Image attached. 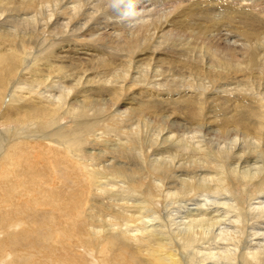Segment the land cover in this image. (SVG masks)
<instances>
[{
  "label": "bare ground",
  "instance_id": "bare-ground-1",
  "mask_svg": "<svg viewBox=\"0 0 264 264\" xmlns=\"http://www.w3.org/2000/svg\"><path fill=\"white\" fill-rule=\"evenodd\" d=\"M193 1L183 27L232 25L241 60L150 26L110 45L111 0H0V264H264V0Z\"/></svg>",
  "mask_w": 264,
  "mask_h": 264
},
{
  "label": "rangeland",
  "instance_id": "rangeland-1",
  "mask_svg": "<svg viewBox=\"0 0 264 264\" xmlns=\"http://www.w3.org/2000/svg\"><path fill=\"white\" fill-rule=\"evenodd\" d=\"M178 3L179 2H177L175 0H161L159 2L156 0H138L135 7L138 10H140V15L137 17L135 23L128 21L127 24L122 19V16L119 14V13H124L125 11L128 10L129 5L127 3H124L118 10L108 9L105 13H103L101 15V17L103 16L104 19L103 20L100 19V21L97 22L99 24H97V27L95 28V30H97L95 33L96 34L99 33V35L97 34L99 36L98 38L101 37L105 41L109 42L110 45H115V44L121 42L122 39L132 37L136 33V31H138L139 28H141L142 26H148V27L150 26L148 28L149 30L146 31L147 34L145 32L146 37H149L150 40L153 37V33H155V35H156V34H158V32L164 33L167 31V33L171 32L169 34H172V35L177 34L175 36L176 39L174 42V47L176 45V48H179V46L181 44H187V43L192 44L193 43V45H197V46L201 45L202 47H205V48H211L215 52L218 51V53H220V54H222V53L231 54L230 56H232L235 60H237V61L241 60V58H239V56L241 57V54H240L241 53V45L242 44L243 45H247V44L249 45L250 43L248 41H247L248 43L245 42L246 40L242 37V35L239 34L238 31H236L235 27H233L232 25H225L224 26V24H222L224 26V27H222V25H220V23H216V24H218V26H216L215 23H214L215 25H212V23L209 22L208 24L202 23L199 26L196 25V26H190L189 28H184L182 24L185 21H183V19L184 20L188 19L187 17L189 15L190 9H192L191 7H193V6H194L193 8H195L196 3L193 0H191V1L188 0L187 2L183 1L181 4H178ZM178 10H179V12H178ZM90 12H91V10L89 11V13ZM180 14H181V18H182V15L185 18L180 19V16H179ZM186 15H187V17H186ZM154 20H156V23H154ZM174 20H175V22L176 21L177 22L174 23ZM152 21H153V23H152ZM209 24H211V25L207 27V25H209ZM179 25H182V27L181 26L179 27ZM230 26H232L234 29H232V27H230ZM199 27L203 28L205 30L204 33H203L202 29H200ZM220 27H222V29L225 28L224 30H226V29H228V30H226V31H224V30L222 31V29L218 30V29H220ZM98 28H100L101 30ZM179 28H180V30H179ZM190 28H192V29H190ZM194 28H195V30H194ZM196 28H197V30H196ZM177 29H178V31H177ZM181 29H182V31H181ZM184 29H187L186 31L188 33L185 32ZM207 29H208V31H207ZM161 30H163L164 32H162ZM156 31H157V33H156ZM189 31L191 33H189ZM197 31H199V32L196 34ZM201 31H202V35H200ZM211 31H214V32H211ZM192 33H193V35H192ZM204 34H206L207 36ZM115 35L116 36L118 35V36L116 37ZM117 38L120 41H118ZM196 38H197V40H195ZM116 41H118V42L116 43ZM204 44H205V46H204ZM168 47H165V49L168 50ZM161 48H164V47H161ZM170 56L171 55L166 51V54L164 55V59H167ZM137 65L138 64L136 63V66ZM171 73L172 72L165 73V74L168 75V77H170L169 75L173 74V73L172 74ZM182 73L180 75L178 73H174V74L176 75L175 77H178V75H179V77H182V76L184 77V76H187V74H189L187 71H183ZM184 73H186V74H184ZM154 79L159 80L160 77H156ZM238 79H240V78H238V77L233 78L231 83H234V84H231L230 87H234L235 82ZM149 80H151V79H149ZM148 82H150V81H148ZM183 85H185V83H183ZM226 86L229 87V85H226ZM226 86L220 84L219 88H220V90H221V88L226 89V88H228ZM259 90L264 91L262 87H260ZM124 108H125V106L120 104V108H118L119 109L118 111H122ZM164 117H165L163 119L164 123L169 124L171 129H170L169 125H166L167 129L163 127L165 130L163 129L162 130L163 132L160 131L161 135H163V134L165 136H169V135L172 136L173 135L175 138H179V136L180 137L184 136V138H188V139L190 137H193L195 141L198 140L201 144L207 145V147L210 146L213 149L220 148L225 142L227 143L226 145L228 147H231L233 145L232 147L235 150H238V148L241 145L240 144L241 138H239L238 136L234 137V135H231L230 139H227V140L225 139L226 141H224V139H222L221 136L219 135L218 131H216V128L212 125H204L201 128V130H202L201 132H198L197 130H196L197 131L196 132L195 130H193L189 126L190 123L187 122L186 120L179 119V117H176V116L173 117V115H169V114L168 115L164 114ZM66 119H65L66 120L65 125H68L67 123L69 122V118H66ZM150 121H152V120H150ZM172 122H174V123H172ZM152 125L153 124L151 123L150 125L146 126L145 128L141 127L140 128L141 134L144 136H146V134H147L146 137H149L150 135L151 136L155 135L154 134L155 132L151 128ZM143 130H144V133H143ZM164 135H163V137H164ZM233 139L235 140V143H234ZM223 141H224V143H223ZM213 145H214V147H213ZM222 147H224V145ZM2 154H4V152ZM1 158H3V155H1ZM0 161H1V159H0ZM234 162H233L232 167L238 166L237 167L238 169H245L247 167V164L251 165V163H252V162H250V163L246 164L244 162V159L241 160L238 163V165H237L236 161H234ZM162 204H164V203H162ZM162 204H161V206L163 207L164 205H162Z\"/></svg>",
  "mask_w": 264,
  "mask_h": 264
},
{
  "label": "clouds",
  "instance_id": "clouds-1",
  "mask_svg": "<svg viewBox=\"0 0 264 264\" xmlns=\"http://www.w3.org/2000/svg\"><path fill=\"white\" fill-rule=\"evenodd\" d=\"M137 2L138 0H111V7L114 10H118L124 3H127L129 5L128 10L119 14L126 24L128 21L135 23L137 17L140 15V10L135 7Z\"/></svg>",
  "mask_w": 264,
  "mask_h": 264
}]
</instances>
